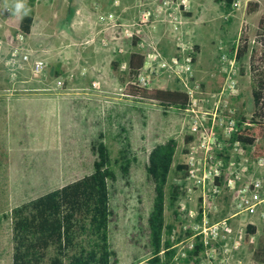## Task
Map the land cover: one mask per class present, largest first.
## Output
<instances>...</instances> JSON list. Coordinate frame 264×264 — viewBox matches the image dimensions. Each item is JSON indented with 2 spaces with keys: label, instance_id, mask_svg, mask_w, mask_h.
I'll return each mask as SVG.
<instances>
[{
  "label": "rangeland",
  "instance_id": "rangeland-1",
  "mask_svg": "<svg viewBox=\"0 0 264 264\" xmlns=\"http://www.w3.org/2000/svg\"><path fill=\"white\" fill-rule=\"evenodd\" d=\"M128 1L133 10L130 21L123 15L125 5L121 10L106 0H27L28 15H33L34 21L31 33L26 34L20 28L24 16L5 8L6 4L12 7L14 0H0V264H12V208L92 172L97 157L92 142L100 132L117 174L111 199L116 219L111 223L110 239L118 264H140L150 256L146 239L136 226L139 212L146 218L152 206L153 185L147 179L146 164L157 143L169 138L178 142L169 183L182 185V192L174 206L169 196L166 201V221L175 225L170 237L177 249L176 261L185 249L187 231H193L195 221L190 210L198 209L204 190L211 193L215 183L221 187L210 201L214 204L210 220L214 221L237 209L241 186L264 179V157L251 161L249 150L240 142L229 145L239 124L223 112L228 109L233 113L242 107L249 119L254 112L251 53L255 46L262 47L259 38L264 34V0H243L230 12L216 0H173L174 4L183 1L178 13L181 23L177 24L169 15H157L159 6L153 7L154 0L145 6L142 0ZM158 1L162 5L163 0ZM251 2L258 7L252 10ZM146 8L155 14L142 22ZM109 11L120 25L107 28L100 21V15ZM88 16L93 20L91 29L86 24ZM162 23L168 30L159 34ZM129 30L133 36L127 34ZM114 31V40L103 36ZM20 34L24 35L22 41ZM160 35L167 48L161 46ZM135 37L136 45L132 43ZM245 42L249 49L240 59L236 55L231 69L230 59ZM154 46L166 60L192 57L188 84L198 88L187 108H165L156 101L124 93L122 77L128 76L123 71L128 68L130 53L136 50L147 57ZM16 47H23L30 59L23 68L9 69L5 61ZM120 57L125 61L120 63L121 71H116L111 60ZM35 58L46 61L39 72L33 67ZM218 76H224L221 87ZM136 78L131 80L136 82ZM224 83L233 86L222 89ZM144 86L186 90L180 79L162 69L151 74ZM195 125L199 128L194 129ZM124 141L129 143L132 185L125 183L120 170ZM225 148L230 152L228 164L219 155ZM191 161L199 179L205 168L212 173L218 168L220 173L215 178L209 174L203 189L197 178L189 180L188 173L176 169L179 163L191 167ZM219 177L222 183L217 181ZM231 221L238 235L245 232L248 223H254L258 229L255 242L264 226L260 213L243 212ZM133 232H137L135 239ZM248 246L235 253L232 264H264L252 258Z\"/></svg>",
  "mask_w": 264,
  "mask_h": 264
},
{
  "label": "trees",
  "instance_id": "trees-1",
  "mask_svg": "<svg viewBox=\"0 0 264 264\" xmlns=\"http://www.w3.org/2000/svg\"><path fill=\"white\" fill-rule=\"evenodd\" d=\"M216 1L223 4L226 12L234 8L235 0ZM249 4L252 10L258 7L257 3ZM33 21V15L24 16L20 22L21 30L30 34ZM261 23L264 24V18ZM259 39L262 47L255 46L251 53L254 112L249 119L242 107L233 113L228 109L223 111L239 124L232 133L229 145L232 147L234 142H240L242 148L249 150L251 161L264 157V34ZM134 43L137 44L136 37ZM196 48L199 46L196 45ZM248 49L249 43L245 42L238 48V58H242ZM145 59V54L140 51L130 53L128 68L123 71L128 76L122 77L126 83L124 93L134 98L156 101L165 108H187L191 98L186 91L146 87L131 80L138 75ZM112 66L116 71H121L120 62H112ZM223 81L224 76L217 77L219 87ZM187 139L190 141L192 137L188 136ZM177 148V140L169 138L157 143L148 155L146 173L153 185L152 206L146 218L139 212L136 227L146 239L150 256L140 264H199L202 261L204 247L199 237L195 247L188 249L186 257H181L179 261L174 259L177 249L173 247L170 235L175 225L166 221V201L169 196L170 204L174 206L182 192V185L169 183ZM92 150L97 156L92 172L12 208V264H118V254L110 239L111 223L116 219L111 199L117 174L102 132L93 139ZM229 154L227 148L223 154L219 153L225 157L226 164L230 160ZM131 166L129 143L124 141L120 170L127 185H132ZM176 169L186 175L188 164L179 163ZM217 181L222 183L221 177ZM173 215L177 219L176 209ZM257 230L255 224H248L247 237ZM193 233L188 230L186 234L190 236ZM132 236L135 239L137 232H133ZM248 248L255 261L264 263V226L257 241L250 243Z\"/></svg>",
  "mask_w": 264,
  "mask_h": 264
},
{
  "label": "built area",
  "instance_id": "built-area-1",
  "mask_svg": "<svg viewBox=\"0 0 264 264\" xmlns=\"http://www.w3.org/2000/svg\"><path fill=\"white\" fill-rule=\"evenodd\" d=\"M149 1L151 0H142L141 5L145 6L150 3ZM182 2L183 1H180L174 4L175 1L173 0H163L162 5H159V11L157 15H169L171 17L170 21H175L176 24L181 23V15L178 13L180 12ZM242 2L243 0H235L234 7L240 6ZM154 14L155 13L151 8L143 9L141 14L142 22L150 21ZM99 18L101 22L106 23L107 28L121 24L117 22V16L111 12L108 14L100 15ZM127 34L130 36L134 35V33L130 30L127 32ZM18 39L22 41L24 39V35L20 34L18 36ZM152 49L153 50L147 55L145 59L144 66L137 75L136 83L144 86L150 80L151 74L157 72V70L159 69H162L166 71L169 76H175L180 79V81L186 87V90L184 91L189 94L192 100V98L194 97L193 92L198 88V85H194V87H192L188 84L190 77L192 76V57L186 55L181 60V58H179L178 56H173L171 59L166 60L162 56L161 52L157 50L156 46H154ZM237 51L238 47L236 48L234 58L230 59L231 69L235 67ZM10 54V57L5 61V64L9 69L16 66L18 68H23L25 61H28L30 59V55L28 54V52L24 51L23 47H16L13 51H11ZM224 58V60H227V57ZM45 65L46 61L44 59H34L33 67L35 71L39 72ZM231 69L228 73V77L231 74ZM227 85L230 87L233 86L230 83H224L222 89H227ZM197 128H199V126L195 125L194 129ZM238 143L239 142L237 141L236 144ZM192 158H194V156H192ZM191 164V167L188 166V179L190 180L192 177L197 178L198 184H202L203 189L205 187L206 177L208 176V178H210L209 174H211V178H215L220 173V169L218 170V168H215L214 173H212V171L207 170L205 168L206 165H204V176L199 179L196 175V169L193 168L194 162L191 161ZM220 190L221 187L219 183L213 184L211 193L207 194L205 190L203 191L202 199L200 201L198 209H196L195 211L192 209L190 210V216L195 221L192 227L194 233L185 239L186 243L183 246V248L185 249H182L180 254L186 257L188 249H192L193 247H195L196 239L197 237H199L204 247V250L202 251V261L199 264H232L234 262L233 259L235 258V253L239 251L243 245L247 246L248 244L255 242L256 233H252L249 237H247L245 229V232L243 234H236L234 224L231 221L232 218H235L239 214L245 212V214L251 215L260 213V217L264 219V209H262L264 206L263 178H256L255 180L246 183L239 188V194L236 200L237 209H235V211L231 215L211 221L210 217L214 204L210 203V201H212V199H215ZM198 218L199 220H197ZM236 264L242 263L241 261H239Z\"/></svg>",
  "mask_w": 264,
  "mask_h": 264
},
{
  "label": "crops",
  "instance_id": "crops-1",
  "mask_svg": "<svg viewBox=\"0 0 264 264\" xmlns=\"http://www.w3.org/2000/svg\"><path fill=\"white\" fill-rule=\"evenodd\" d=\"M106 1H108V2H106V3H109V2H111L112 3V5H114L115 7H118V9H121L120 8V6L121 5H125L124 7H125V11H124V13H123V15H124V18H126L128 21H130L129 20V18L131 17H133V10H131L130 9V7L132 6L131 4H130V2L128 1L127 2V0H106ZM154 3H152L153 4V7L155 8H157L159 5V1L158 0H154L153 1ZM126 8H129V10H126ZM132 8V7H131ZM121 10H123V9H121ZM110 12V11H109ZM114 12V11H113ZM165 18H167V16L165 17ZM92 22H93V20H92V18H90V16H88L87 17V19H86V24H87V26L89 27V29H91L93 26H92ZM153 27L155 26V24L154 23H152L151 24ZM92 26V27H91ZM148 26H150V24H148ZM163 29H165L166 31L168 30V27H167V25H166V23L164 24V23H162V25L160 24V32H159V34L160 33H162V30ZM94 31V30H93ZM100 34V33H99ZM105 35H107L111 40H114L115 38H117V35H116V33H115V31L114 32H112V33H110L109 34V32H105L104 33V35L103 36H105ZM159 40H160V43L162 42V40H164L163 39V36L162 35H160L159 36ZM133 44H135L134 43V41L132 42ZM136 45V44H135ZM161 46H164V48H167V46L168 45H166V43L165 44H163V42L161 43ZM165 50V49H164ZM122 59H123V61H125L124 60V57H120V58H115V59H112L111 60V63L112 62H123L122 61ZM127 60V59H126Z\"/></svg>",
  "mask_w": 264,
  "mask_h": 264
},
{
  "label": "clouds",
  "instance_id": "clouds-1",
  "mask_svg": "<svg viewBox=\"0 0 264 264\" xmlns=\"http://www.w3.org/2000/svg\"><path fill=\"white\" fill-rule=\"evenodd\" d=\"M5 8L16 16H27L30 11L27 7V0H14V5L12 7H8L6 4Z\"/></svg>",
  "mask_w": 264,
  "mask_h": 264
}]
</instances>
